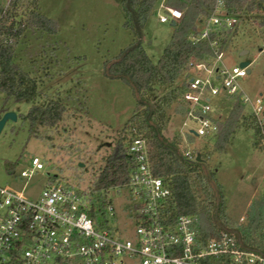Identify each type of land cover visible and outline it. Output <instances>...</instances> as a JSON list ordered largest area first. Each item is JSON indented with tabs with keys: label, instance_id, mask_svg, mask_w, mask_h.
I'll use <instances>...</instances> for the list:
<instances>
[{
	"label": "rangeland",
	"instance_id": "rangeland-1",
	"mask_svg": "<svg viewBox=\"0 0 264 264\" xmlns=\"http://www.w3.org/2000/svg\"><path fill=\"white\" fill-rule=\"evenodd\" d=\"M9 1L0 0V5L6 6ZM120 3V0L39 1L40 12L57 25L54 41L58 43V50L53 55L54 62L49 63L47 39H36L33 34L20 46L17 62L29 72L38 69L41 78L39 104L60 97L67 103V110L56 127L38 128L37 135H33L29 124L22 120L32 105L8 101V108L18 119L9 121L0 134V189L22 194L33 201L40 197L49 180L63 181L92 192L99 170L106 166L118 141L122 140L125 123L136 116L137 100L142 98L123 80L107 75L110 63L135 41H139L157 63L174 33L171 23H159L157 15H153L142 29L137 28L135 16H127ZM262 18L264 14L259 13L240 20L244 23L239 22L238 35L223 55V63L229 69L244 61L252 62L251 73L240 80L245 92L252 97L264 95ZM127 21L136 26V34L126 28ZM244 50L249 54L241 56ZM29 59L35 67L28 64ZM176 85L181 86V82ZM171 89L156 86L153 93L145 94L143 98L154 108ZM5 99L6 96L0 94V112ZM235 102L234 99L212 98L214 115L220 122L227 121ZM175 108L176 103L167 109L170 121L163 131V138L170 143L177 141L182 155L187 150L196 157L201 154L203 173L211 186L208 202L213 235L237 233L248 224L249 211L255 202L264 198V147L254 145V132L245 127L236 131L226 152L216 148L218 136H192L191 142L187 132L198 125L176 114ZM34 158L40 159L45 169L35 173L30 180L21 178L23 171L31 170ZM102 195L111 201L114 216L106 215L100 220L108 221L111 227L121 230L127 227L129 232L132 231L135 225L129 221L133 206L129 189L124 188L120 193L110 190ZM2 200L0 195V202ZM223 202L225 214L217 217L216 212H220L217 207Z\"/></svg>",
	"mask_w": 264,
	"mask_h": 264
},
{
	"label": "built area",
	"instance_id": "built-area-1",
	"mask_svg": "<svg viewBox=\"0 0 264 264\" xmlns=\"http://www.w3.org/2000/svg\"><path fill=\"white\" fill-rule=\"evenodd\" d=\"M167 1L160 2L157 19L161 24L177 25L184 18V10ZM203 19V41L240 22L228 16L224 0H217L214 11L205 12ZM210 45L214 52L211 63L192 60L187 67L181 100L187 108L185 120L198 125L187 135L206 138L218 132L219 118L212 105L215 97L239 100L264 133V95L252 97L240 84L251 73L252 62L245 68L229 69L217 42ZM126 156L133 164L130 180L110 190L120 193L129 189L133 203L129 221L135 225L132 231L100 220L114 216L109 199L103 197V209L98 193L63 181L49 180L35 201L0 189V264H264V256L243 246L236 233L221 232L204 243L196 229V217L172 220L166 212L172 191L164 179L155 176L146 139L134 138ZM183 157L196 161L198 156L187 150ZM31 166L21 178L30 180L45 169L38 158Z\"/></svg>",
	"mask_w": 264,
	"mask_h": 264
},
{
	"label": "trees",
	"instance_id": "trees-1",
	"mask_svg": "<svg viewBox=\"0 0 264 264\" xmlns=\"http://www.w3.org/2000/svg\"><path fill=\"white\" fill-rule=\"evenodd\" d=\"M39 1L10 0L6 6L0 5V94L6 96L0 118L10 111L9 100L31 104L32 109L27 115L22 116V120L29 124L33 135H37L38 128L56 127L67 110V103L60 97L51 98L46 103L39 104L41 78L38 69L29 72L17 62L18 50L30 34H33L36 39L43 37L47 39L45 46L50 49L49 63L54 62L53 55L58 50V43L54 41L58 32L57 25L40 12ZM161 1L120 0V4L127 16L131 18L135 16L137 28L142 29L149 19L156 15ZM167 3L181 8L185 14L183 20L175 25L171 42L158 62L154 63L140 42L135 41L109 65L107 75L113 79L123 80L132 87L134 94H139L142 98L137 100L136 116L125 123L122 140L118 141L106 166L99 170L92 193L99 194V200L104 209L106 199L102 194L129 182L133 164L126 156L128 146L134 138L141 136L148 143L155 176L164 179L172 191L166 212L172 216V220L179 216L196 217L198 220L196 229L199 231L201 240L206 243L215 235H213L209 209L211 205L208 202L211 186L203 173L201 154L198 155L200 161L185 159L179 150L178 142H168L163 138V131L170 121L167 113L170 106L176 103V114L183 119L187 115V108L182 103L181 94L190 61L211 63L214 52L210 44L217 42L220 51H226L233 45L238 35L239 24L233 29L223 28L212 33L209 41H203L200 40V35L204 19L199 17L205 12H213L217 0H168ZM224 3L228 16L239 20H245V17L251 14H264V0H224ZM242 23L244 21L240 22L241 25ZM136 26L126 22V28L135 34L138 30ZM260 26L264 27V18L260 20ZM28 64L35 67L31 59L28 60ZM179 82L181 86L176 85ZM156 86L163 90L175 88L160 98L152 108L148 106L143 95L153 93ZM235 101L227 121L224 123L218 121V132L211 136H218L215 141L216 148L226 152V146L241 127L254 132L255 146L261 144L264 147V133L253 114L239 100ZM188 137L189 141L194 140L192 135ZM218 207L220 212H216L217 217L224 216V202ZM248 221L246 226H242L235 233L243 246L264 256V198L260 202H255L249 211Z\"/></svg>",
	"mask_w": 264,
	"mask_h": 264
},
{
	"label": "water",
	"instance_id": "water-1",
	"mask_svg": "<svg viewBox=\"0 0 264 264\" xmlns=\"http://www.w3.org/2000/svg\"><path fill=\"white\" fill-rule=\"evenodd\" d=\"M172 27H175V24L173 23L172 24ZM249 54V51L248 50H244L243 52H241V56H245V55H248ZM250 65V62L248 61H244L240 64V67L241 68H245V67H248ZM18 117L16 115V113L14 112H7L5 113L2 118H0V134L2 132V130L4 129L5 125L9 122V121H17ZM200 157L198 156L197 157V161H200Z\"/></svg>",
	"mask_w": 264,
	"mask_h": 264
}]
</instances>
